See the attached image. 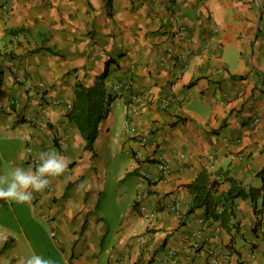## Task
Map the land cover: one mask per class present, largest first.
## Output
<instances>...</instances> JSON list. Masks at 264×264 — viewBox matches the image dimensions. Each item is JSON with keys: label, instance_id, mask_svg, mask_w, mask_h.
<instances>
[{"label": "crops", "instance_id": "crops-1", "mask_svg": "<svg viewBox=\"0 0 264 264\" xmlns=\"http://www.w3.org/2000/svg\"><path fill=\"white\" fill-rule=\"evenodd\" d=\"M4 1L0 175L35 167L19 158L28 146L55 148L68 168L30 204L0 200V264L33 250L58 264H264L250 201H235L231 234L203 209L186 215L204 170L264 195V0ZM108 60L116 99L88 150L65 115ZM157 162L170 172L150 184ZM3 214L20 231L2 230ZM30 223L46 225L53 252Z\"/></svg>", "mask_w": 264, "mask_h": 264}, {"label": "trees", "instance_id": "trees-1", "mask_svg": "<svg viewBox=\"0 0 264 264\" xmlns=\"http://www.w3.org/2000/svg\"><path fill=\"white\" fill-rule=\"evenodd\" d=\"M110 2L111 0H107L108 6ZM113 64H116L114 60L105 63L102 73L95 78L93 85L89 87L80 83L75 85V101L65 115L66 119L78 128L88 150H93L99 124L107 118L111 105L116 99V96L108 93L105 85L109 68ZM225 183L229 184V190L218 198L219 188ZM186 188L192 196V205L186 215L192 214L197 209H203L207 220L218 223L231 234L232 230L239 231L234 203L237 199L248 200L258 218L254 230L260 228L262 210L258 209V204H264L263 188H246L242 181L230 176L228 169H219L215 172L201 171Z\"/></svg>", "mask_w": 264, "mask_h": 264}, {"label": "clouds", "instance_id": "clouds-1", "mask_svg": "<svg viewBox=\"0 0 264 264\" xmlns=\"http://www.w3.org/2000/svg\"><path fill=\"white\" fill-rule=\"evenodd\" d=\"M19 158L27 161L28 152L20 153ZM36 160L35 167L29 166L25 169L16 166L8 174L0 175V200L30 204L34 194L44 191L49 185L50 177H59L68 168L67 158L55 148L39 152ZM21 264H58V262L33 250L31 255L22 259Z\"/></svg>", "mask_w": 264, "mask_h": 264}, {"label": "built area", "instance_id": "built-area-1", "mask_svg": "<svg viewBox=\"0 0 264 264\" xmlns=\"http://www.w3.org/2000/svg\"><path fill=\"white\" fill-rule=\"evenodd\" d=\"M6 7H7V3L4 0H0V8L5 9ZM16 81L20 82L21 79L17 78ZM8 109H10V107H8ZM257 121L258 120H255V122H257ZM25 151L28 152V158L30 160L29 162L32 165L36 166L37 165L36 156L33 154L31 147L28 146ZM136 156H137L138 159H142V157H143L142 153H138ZM156 166L158 167V171H160V173L162 174L160 177L159 176H149V175H147V173L143 174L144 179H146L150 184H154L155 182H166V178L165 177L170 172L169 165L164 163V162H157ZM0 207H1V204H0ZM173 208L177 210L178 206L174 205ZM259 231L261 232L262 240H263V243H264V224L263 223H261ZM210 253L215 255V253H212V251H210ZM173 255H174L173 251H170L169 252V256L172 259V263H175V260L173 259ZM213 262L216 263V260H214Z\"/></svg>", "mask_w": 264, "mask_h": 264}, {"label": "rangeland", "instance_id": "rangeland-1", "mask_svg": "<svg viewBox=\"0 0 264 264\" xmlns=\"http://www.w3.org/2000/svg\"><path fill=\"white\" fill-rule=\"evenodd\" d=\"M15 223H16V225L18 224L17 220L15 218H14V220H12V219H10V217H6V214H3V218L1 219L2 230H5L9 227V228H14L16 231H18L19 228L14 227ZM30 224L32 225V227L35 231L40 232L38 235V240H39L42 248H44V250H47L49 252H53V240H54L53 235L52 236L50 235V237H48L47 235L45 236L43 234V231H46L44 228L46 225L40 224V223H36V224L30 223ZM25 226H27V225H25ZM43 244H45V247H43Z\"/></svg>", "mask_w": 264, "mask_h": 264}]
</instances>
